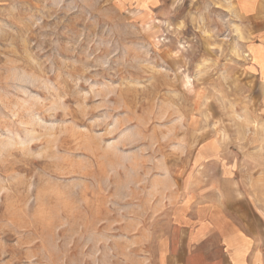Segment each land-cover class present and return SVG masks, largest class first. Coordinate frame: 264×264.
Here are the masks:
<instances>
[{
  "label": "rangeland",
  "instance_id": "obj_1",
  "mask_svg": "<svg viewBox=\"0 0 264 264\" xmlns=\"http://www.w3.org/2000/svg\"><path fill=\"white\" fill-rule=\"evenodd\" d=\"M181 180L264 225V0H0V264L130 263Z\"/></svg>",
  "mask_w": 264,
  "mask_h": 264
},
{
  "label": "crops",
  "instance_id": "obj_2",
  "mask_svg": "<svg viewBox=\"0 0 264 264\" xmlns=\"http://www.w3.org/2000/svg\"><path fill=\"white\" fill-rule=\"evenodd\" d=\"M150 187L170 228L135 229L126 264H264V225L243 195L209 198L182 180Z\"/></svg>",
  "mask_w": 264,
  "mask_h": 264
}]
</instances>
